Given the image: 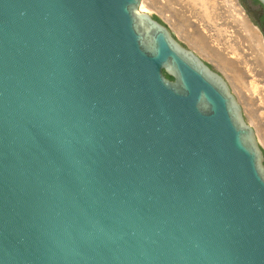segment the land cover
Listing matches in <instances>:
<instances>
[{
    "label": "water",
    "instance_id": "obj_1",
    "mask_svg": "<svg viewBox=\"0 0 264 264\" xmlns=\"http://www.w3.org/2000/svg\"><path fill=\"white\" fill-rule=\"evenodd\" d=\"M140 1L0 0V264H264V149Z\"/></svg>",
    "mask_w": 264,
    "mask_h": 264
},
{
    "label": "bare ground",
    "instance_id": "obj_2",
    "mask_svg": "<svg viewBox=\"0 0 264 264\" xmlns=\"http://www.w3.org/2000/svg\"><path fill=\"white\" fill-rule=\"evenodd\" d=\"M145 1H140L141 12L157 11L183 40L192 43L200 55L216 59L231 74L234 92L247 101L239 100V104L244 105L245 111H250L249 120L258 129L264 130V44L258 30L242 14H238L240 11L236 5L231 0H224L226 7L230 8L231 20L227 18L217 23L222 15L220 3L223 0L220 3L216 0ZM190 18H196L199 23L193 26ZM208 24L215 32L214 38L210 36L209 43L215 42V46H207L209 44L202 36L197 38L199 33H205V29L208 31ZM217 41L222 42L221 45ZM250 102L255 103V108Z\"/></svg>",
    "mask_w": 264,
    "mask_h": 264
},
{
    "label": "rangeland",
    "instance_id": "obj_3",
    "mask_svg": "<svg viewBox=\"0 0 264 264\" xmlns=\"http://www.w3.org/2000/svg\"><path fill=\"white\" fill-rule=\"evenodd\" d=\"M145 1V0H144ZM146 1H150V0H146ZM145 1V2H146ZM216 1H218V3H220L222 0H216ZM236 6V9H239V15L240 14H242L243 15V17H245V19H246V21L251 25H254L255 26V28L257 27L252 21H251V19L249 18V16L247 15V13H246V11L244 10V8L241 6V4L239 3V1L238 0H231ZM221 4V12H222V15H221V17H220V20H217V23H220L221 22V20L222 21H226V19L227 18H229L228 20H231L230 19V17H231V13H230V8L228 9L227 7H226V5H227V2H225L224 0H223V3L221 2L220 3ZM223 4V5H222ZM228 11V12H227ZM242 12V13H241ZM224 13V14H223ZM148 14L150 15V16H152L153 18H155V19H157V20H159V21H161L162 23H164L166 26H167V28L173 33V35H174V37H175V39L178 41V42H180L182 45H184L187 49H189V50H191L192 52H194L198 57H200L204 62H206L208 65H210V67L213 69V70H215L216 72H218V73H220L222 76H223V78L226 80V82L228 83V85H229V87H230V89H231V91H232V93L234 94V96L236 97V99L238 100V102H239V100L240 101H242V102H246L247 103V101H246V99H245V97H243L241 94H239L238 92L236 93V92H234V88H233V83H231L232 82V80H233V78H232V76H231V74L230 73H228V71L224 68V67H222L221 65H219L217 62H216V59H214V58H211V57H209L208 55H206V56H202V55H200L194 48H193V45H192V43H190L189 41H185V40H183L179 35H178V33L175 31V29H174V27H172L171 25H170V23L166 20V19H164V17L161 15V14H159L157 11H151V12H148ZM248 19V20H247ZM189 22L193 25V26H196L197 25V23H199L198 22V20L195 18H190V20H189ZM251 25V26H252ZM253 26V27H254ZM208 27L209 28H207L208 29V31L206 30H204V34H202V33H199L198 35H197V38H199L200 37V39H201V36H202V39L203 40H205L209 45H207V46H215L216 44H214L215 42H213L212 44L211 43H209V40H210V36H212V38H214V34H215V32H214V30L212 29V27L210 28V26H209V24H208ZM258 28V27H257ZM256 28V29H257ZM258 30V29H257ZM260 31V30H259ZM258 31V32H259ZM214 32V33H213ZM208 33V34H207ZM259 34H260V37H261V39H262V42H263V44H264V41H263V38H262V35H261V33L259 32ZM207 38V39H206ZM208 40V41H207ZM217 43L219 44V45H221V43L222 42H219V41H217ZM215 48V47H214ZM229 74V75H228ZM251 104V106L252 107H254L255 108V103L253 102H250ZM241 105V107H242V109H243V113H244V117H245V119H246V122L250 125V126H252L253 127V129H254V131H255V133H256V137H257V140H258V142H259V144H260V146L264 149V135L261 133V132H263L264 133V130H262V129H258L257 127H256V124H253L254 122L252 121V120H249L250 119V111H245L244 110V105H242V104H240ZM249 110H250V108H249ZM249 115V116H248ZM260 133H259V132Z\"/></svg>",
    "mask_w": 264,
    "mask_h": 264
},
{
    "label": "flooded vegetation",
    "instance_id": "obj_4",
    "mask_svg": "<svg viewBox=\"0 0 264 264\" xmlns=\"http://www.w3.org/2000/svg\"><path fill=\"white\" fill-rule=\"evenodd\" d=\"M259 9L257 10H250L248 9L249 13L252 16L254 23L263 31L264 34V11L262 7L258 4Z\"/></svg>",
    "mask_w": 264,
    "mask_h": 264
},
{
    "label": "trees",
    "instance_id": "obj_5",
    "mask_svg": "<svg viewBox=\"0 0 264 264\" xmlns=\"http://www.w3.org/2000/svg\"><path fill=\"white\" fill-rule=\"evenodd\" d=\"M255 3H257L258 4V2L256 1V0H253ZM164 75L168 78V79H170V80H173L172 79V77H170V76H168V75H166L165 73H164Z\"/></svg>",
    "mask_w": 264,
    "mask_h": 264
}]
</instances>
